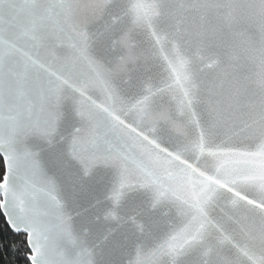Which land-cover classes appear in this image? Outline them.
<instances>
[{"label":"water","instance_id":"1","mask_svg":"<svg viewBox=\"0 0 264 264\" xmlns=\"http://www.w3.org/2000/svg\"><path fill=\"white\" fill-rule=\"evenodd\" d=\"M0 157L31 264H264V0H0Z\"/></svg>","mask_w":264,"mask_h":264},{"label":"trees","instance_id":"2","mask_svg":"<svg viewBox=\"0 0 264 264\" xmlns=\"http://www.w3.org/2000/svg\"><path fill=\"white\" fill-rule=\"evenodd\" d=\"M3 175L4 165L0 157V182ZM29 254L25 235L12 232L0 210V264H31L28 261Z\"/></svg>","mask_w":264,"mask_h":264}]
</instances>
